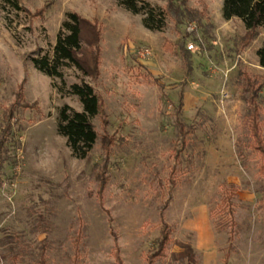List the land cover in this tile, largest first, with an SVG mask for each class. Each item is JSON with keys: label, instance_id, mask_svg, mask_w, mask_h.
<instances>
[{"label": "rangeland", "instance_id": "374dc122", "mask_svg": "<svg viewBox=\"0 0 264 264\" xmlns=\"http://www.w3.org/2000/svg\"><path fill=\"white\" fill-rule=\"evenodd\" d=\"M179 1L158 31L117 0L0 8V264H188L182 245L189 264H264V155L242 91L244 74L261 77L264 141V26L242 48L244 25L222 18V0ZM67 12L100 31L99 73L84 78L101 102L85 159L56 129L78 98L30 60L52 55ZM62 71L66 88L82 78Z\"/></svg>", "mask_w": 264, "mask_h": 264}, {"label": "trees", "instance_id": "16d2710c", "mask_svg": "<svg viewBox=\"0 0 264 264\" xmlns=\"http://www.w3.org/2000/svg\"><path fill=\"white\" fill-rule=\"evenodd\" d=\"M165 1V6L160 7L152 5L147 0H117L118 5L130 13L141 14L143 27L150 31L160 30L169 12H179L181 1L179 4H175L177 0ZM0 8L2 11L30 14L19 0H0ZM221 16L224 20L238 18L242 21L245 32L241 38V46L246 47L256 36L257 30L264 26V0H222ZM84 39L90 42L85 51L83 50V42L86 41ZM99 41L100 31L94 21H89L76 12H67L56 34L52 55L44 54L30 59L37 71L60 81V84L53 82V87L59 93H67L78 98L81 105L80 111L67 104L59 108L56 129L57 133L65 138L72 154L80 159L87 158L97 140V133L91 119L99 114L101 102L93 86L84 78L88 76L95 78L99 73ZM183 60L186 71L189 72L191 70L189 55L183 54ZM64 67H74L82 74L80 81L72 83L68 88L63 79ZM244 80L242 91L248 106L244 121L251 132V145L264 155V141L258 124L259 108L255 104L263 82L260 76L249 74H244ZM179 100L181 101V96ZM178 125L179 130L183 131L184 124L180 121ZM162 235L158 242L161 250L169 242L168 234L163 232ZM182 248L181 256L187 259L188 264L193 262L192 248L189 245H182ZM39 264H46L43 256Z\"/></svg>", "mask_w": 264, "mask_h": 264}, {"label": "built area", "instance_id": "2783aa9c", "mask_svg": "<svg viewBox=\"0 0 264 264\" xmlns=\"http://www.w3.org/2000/svg\"><path fill=\"white\" fill-rule=\"evenodd\" d=\"M189 30L191 31L192 28H189ZM187 49H188V50L194 49V44H193V43H189V44L187 45ZM143 52H144V53H149L147 49H144Z\"/></svg>", "mask_w": 264, "mask_h": 264}, {"label": "crops", "instance_id": "0c3cea01", "mask_svg": "<svg viewBox=\"0 0 264 264\" xmlns=\"http://www.w3.org/2000/svg\"><path fill=\"white\" fill-rule=\"evenodd\" d=\"M221 6H222V3H221ZM233 19H236V20H239L238 18H232V19H230V20H233ZM229 20V21H230ZM240 21V20H239ZM240 23H242V21H240ZM242 25V27H243V24H241Z\"/></svg>", "mask_w": 264, "mask_h": 264}]
</instances>
